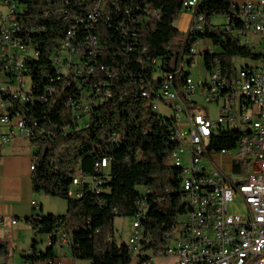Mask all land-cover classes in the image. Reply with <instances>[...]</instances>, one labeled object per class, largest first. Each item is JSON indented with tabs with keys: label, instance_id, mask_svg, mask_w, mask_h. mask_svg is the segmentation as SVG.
Returning <instances> with one entry per match:
<instances>
[{
	"label": "trees",
	"instance_id": "trees-1",
	"mask_svg": "<svg viewBox=\"0 0 264 264\" xmlns=\"http://www.w3.org/2000/svg\"><path fill=\"white\" fill-rule=\"evenodd\" d=\"M97 1L19 0L20 5L28 8L26 24L37 28L29 36L40 44L35 46L38 56L26 61L22 70L30 76L31 86L28 105L21 107L33 131L30 139L39 145L33 153L32 189L35 193L64 198L68 204L63 214H45L39 207L35 214L24 218L35 234L51 239L44 251L33 240L34 254L24 257L29 264L55 258L54 248L64 231L72 235L70 252L76 260L132 264L134 257L127 243L118 244L113 237L116 217H134L144 202L146 212L141 222L152 241L144 243L143 250L157 253L163 250L164 236L175 225L177 216L186 211L184 175L180 174L177 162H171L176 150L174 126L165 121L167 113H159V108L149 102V95H141L147 82L131 78L116 81L112 98L100 102L86 117L90 123L75 129L78 123L70 116H77L78 108L62 111L64 101L75 87L69 86L65 78L55 79L57 72L52 61L56 47L71 25L76 24V42L81 50L87 51V37L98 38V54L91 59L96 73L94 93L103 91V65L121 67L124 72H143V58L146 64L153 57L167 62L162 65L164 71L172 70L179 57L176 52L180 49L176 46L181 48L174 41L183 39L174 21L185 8L186 0H105L100 16L87 18ZM230 10L229 0H200L195 14L205 17L204 29L189 32L182 48L195 41L209 40L219 48L215 52L229 71L235 67V58L262 57L234 37L226 24L224 27L211 24L214 15H226ZM205 61L208 64L210 56ZM146 76L152 78L150 68ZM49 85L56 89L53 94L46 92ZM41 94L47 96L45 103ZM112 135L118 137L117 143L109 141ZM235 140L234 134L226 133L214 142L219 147H232ZM104 156L110 157V163L98 171L95 163ZM78 170L87 175H102L104 191L96 193L85 185L80 189L81 196L74 197L73 179ZM8 253V245L0 241V256ZM139 256L140 262L148 258Z\"/></svg>",
	"mask_w": 264,
	"mask_h": 264
},
{
	"label": "built area",
	"instance_id": "built-area-1",
	"mask_svg": "<svg viewBox=\"0 0 264 264\" xmlns=\"http://www.w3.org/2000/svg\"><path fill=\"white\" fill-rule=\"evenodd\" d=\"M1 1L8 13L0 15V125L7 127V130L0 127V139L7 142L16 135V129L23 136H33L21 107L28 105L25 84L28 75L22 70L26 61L34 58L35 46L40 44L29 36V32L34 33L37 28L26 24L28 8L20 5L19 0ZM104 1L98 0L87 18H98ZM199 1H185L183 6L196 8ZM229 1L231 10L225 15L226 28L242 44L262 55L252 60L253 64L235 66L232 71L222 65L215 50L198 48L195 41L177 50L179 57L169 71L162 69L167 62L153 57L148 58L146 64L143 58V72L101 66L105 72L103 91L94 93L96 73L91 59L98 54V38L87 37V51L81 50L76 42V24L71 25L52 56L57 72L55 79L65 78L69 86L75 87L62 110L78 108V115L70 116L78 123L75 129L90 123L86 117L100 102L112 98L116 81L129 78L141 83L146 81L141 95H149L151 104H157V108L164 106L171 113L165 121L175 128L177 167L180 174L188 178L189 198L185 203L186 211H182L186 212V219L179 221L182 232L169 229L165 234L166 252L157 254L176 257L178 264H264V0ZM204 25L205 17L195 14L190 32L200 31ZM199 55L204 57L207 75L194 81L187 67H193L194 57ZM207 56H210L208 64ZM148 68L151 79L144 78ZM55 90L51 85L46 87L47 93L53 94ZM62 92H65L63 87ZM41 99L45 103L47 96L41 94ZM210 104L216 106V118L206 111ZM226 133L236 136L234 145H215L218 136ZM109 141L117 143L118 137L112 135ZM188 156L189 165L185 166L183 159ZM109 163L110 157L104 156L95 163V168L104 170ZM104 182L102 175H87L78 170L72 195L80 197V189L85 185L96 193L103 192ZM237 200L244 204V212L231 211ZM32 204L37 205L34 201ZM145 212L146 205L141 202L133 217L134 233L127 242L132 256L139 258L138 264H143L139 255L143 254L144 243H149L141 222ZM131 242H141V249H131ZM71 244L70 231L62 232L57 245L70 251ZM33 254L30 248L24 256ZM47 262L62 264L57 258H49Z\"/></svg>",
	"mask_w": 264,
	"mask_h": 264
},
{
	"label": "crops",
	"instance_id": "crops-1",
	"mask_svg": "<svg viewBox=\"0 0 264 264\" xmlns=\"http://www.w3.org/2000/svg\"><path fill=\"white\" fill-rule=\"evenodd\" d=\"M9 141L2 142L8 143ZM32 163L33 158L29 157L28 153L13 150V147L10 149L3 147L1 149L0 217L3 218V221L0 222V241L6 243L8 249L10 246L15 247V250L19 252L23 259H25V252L31 248L33 240L37 241V247L42 251L46 250L50 245L48 235H44L46 240L45 246L41 245L44 240L37 239V234H35L29 223H27L28 225L18 226L19 219L37 212V206L40 207L42 212L44 211L43 204H38L35 192L32 189ZM33 201L37 204L36 206L32 204ZM13 220L16 222L13 223ZM8 221L10 222V226L7 225ZM60 249L61 251L57 253L54 248L55 258L59 259L62 264H76L77 260L72 257L70 251ZM158 253H161V251ZM143 255L148 256L143 264H178L176 257L159 255L151 250L143 251ZM138 261L139 258L136 257V261L133 264H136ZM33 264H48V262L47 260H43Z\"/></svg>",
	"mask_w": 264,
	"mask_h": 264
},
{
	"label": "rangeland",
	"instance_id": "rangeland-1",
	"mask_svg": "<svg viewBox=\"0 0 264 264\" xmlns=\"http://www.w3.org/2000/svg\"><path fill=\"white\" fill-rule=\"evenodd\" d=\"M7 13H8L7 7L0 0V15H6ZM194 15H195V8H184L182 12L180 13L179 17L174 21V26L179 30V32L181 33V36L183 37L182 41L181 40L174 41L175 45L179 44L181 45V48L182 46L185 45L187 36L190 32V28H191ZM226 21L227 19L224 14H217L211 18L210 22L211 24L221 25L224 27V25L226 24ZM196 46L198 48H202V47L210 48L215 51L219 50V48L213 45V43L209 40H199L196 43ZM176 48L181 49L180 46H176ZM194 61H195V64L193 65V67H187V70L190 71V74L192 78L194 79V81H198L201 77L207 75V70L205 68L203 56H200V55L195 56ZM233 62L236 67L254 63V61L246 59V58H235ZM25 84H26V89H29L31 86L30 76H25ZM200 105L205 107V105L202 102L200 103ZM158 111L159 113H162V114L167 113L168 116L171 115V113H169V111L164 106H160ZM206 111L209 113V116H211L212 118H216L218 115L216 106L213 104L208 105V109H206ZM1 112H2V109L0 108V113ZM0 127H2L3 129L7 128L5 125H0ZM3 147L7 149H10L13 147V150H18L19 152H23L26 154L28 153L29 157L33 158L32 155L34 152L38 150L39 145L34 144L30 138L21 135L19 133V130L16 129V136L11 138V140L8 143H3L2 140L0 139V154H1V149ZM171 162L173 164L174 163L176 164V161L173 158H171ZM183 162L185 166H188L189 156L186 159L184 158ZM35 198L38 200L37 202L39 205L43 204V207H44L43 212L45 214L47 213L63 214L67 211L68 204H67V200L64 198L50 196L44 193H35ZM230 209L231 211L237 210L239 212H244L245 206L240 200H237L235 201V203ZM9 221L7 225L10 226ZM20 225H28V224L23 218V219H19L18 226ZM133 233H134L133 217L128 216V217H116L115 218L113 237L118 244L127 243ZM36 237L38 240H41V239L44 240L43 243H41V245L45 246L46 244L45 236L37 234ZM29 242L31 243V241ZM9 249H10V253L8 255L0 256V264H24V259L21 257L19 252L15 250V247L10 246ZM55 251L57 253L61 251L58 245L55 246ZM135 261H136V257L133 258V263H135ZM79 263L91 264L87 260H77L76 264H79Z\"/></svg>",
	"mask_w": 264,
	"mask_h": 264
},
{
	"label": "bare ground",
	"instance_id": "bare-ground-1",
	"mask_svg": "<svg viewBox=\"0 0 264 264\" xmlns=\"http://www.w3.org/2000/svg\"><path fill=\"white\" fill-rule=\"evenodd\" d=\"M186 1H189V0H186ZM37 56H38V51L35 49V56L34 57H37ZM26 91H28V89H26ZM155 108H157V104H155ZM174 133H175V128H174ZM172 158L177 162L176 150L173 152ZM183 187H184V190L186 192L187 201H188V198H189L188 178L185 176H184V180H183ZM185 219H186V212L177 216V218L175 219V225L172 227L170 232H182V225H179V221H185ZM145 236L149 237V243H150L152 241V236L150 235V232L147 233L145 231ZM164 238H165V242H164L163 250H161V253L166 252L167 235H165ZM71 247H72V244L70 246V249H71ZM131 249L140 250L141 249V242H131Z\"/></svg>",
	"mask_w": 264,
	"mask_h": 264
}]
</instances>
